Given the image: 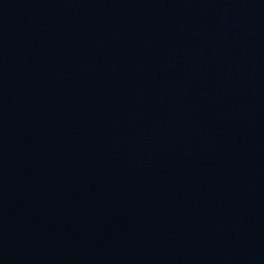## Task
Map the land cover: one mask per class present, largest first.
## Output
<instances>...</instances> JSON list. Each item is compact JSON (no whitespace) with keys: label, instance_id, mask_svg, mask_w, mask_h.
<instances>
[{"label":"water","instance_id":"1","mask_svg":"<svg viewBox=\"0 0 264 264\" xmlns=\"http://www.w3.org/2000/svg\"><path fill=\"white\" fill-rule=\"evenodd\" d=\"M0 264H264V0H0Z\"/></svg>","mask_w":264,"mask_h":264}]
</instances>
